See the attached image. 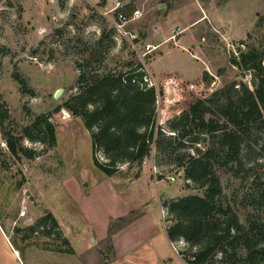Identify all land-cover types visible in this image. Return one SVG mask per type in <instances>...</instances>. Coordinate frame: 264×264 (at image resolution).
I'll return each mask as SVG.
<instances>
[{
    "label": "rangeland",
    "instance_id": "rangeland-1",
    "mask_svg": "<svg viewBox=\"0 0 264 264\" xmlns=\"http://www.w3.org/2000/svg\"><path fill=\"white\" fill-rule=\"evenodd\" d=\"M0 3V95L8 112L0 124V225L12 245L23 252V263L32 264L27 257L31 249L63 245L61 232L59 236L48 234L50 223H37L45 213L56 216L58 228L69 229L75 254L85 264H104L103 256L117 258L126 247L135 246L129 232L116 233L142 214L146 216L137 229L143 231V238L156 231L164 238L159 209L170 221L164 202L201 194L185 178L182 166L187 156L196 154L195 149L210 144L203 135L199 145L188 139L180 144L174 140L171 135L176 132L169 123L178 113L172 114L170 109L176 105L183 109L191 101L211 96L220 104L217 92L234 82L253 91L251 70L232 61L239 62L240 55L251 48H264V0H121L127 16L133 10L141 14L121 30L115 27L112 0ZM162 28L168 29L169 37L178 33L162 42L159 50H152L148 42L159 34L162 37ZM78 65L96 75L140 67L138 71L164 92L163 99L159 97L164 122L161 135L155 137L161 141L156 144V172L147 160L141 166V177L129 182L134 170L126 165L112 176L95 166L90 134L82 119L60 108L77 92ZM161 72L171 74H165L162 81ZM59 89L62 93L55 99ZM262 115L261 124H252L243 137L241 164L215 170L223 203L242 224L248 217L257 222L263 219L264 112ZM41 116L54 127V147L21 137L22 129ZM187 129L192 136L197 133L195 128ZM6 133L20 137L19 145L33 151V158L12 156ZM31 136L37 137L35 133ZM100 156L97 153L95 158L100 161ZM168 177L175 180L170 182ZM158 192L164 194L160 203ZM22 209L26 213L20 217ZM30 226L33 231L28 230ZM171 243L175 252L166 241L161 247L164 254H170L166 264H187L183 256L196 248L189 250L182 239ZM137 245L143 248L146 244ZM7 250L0 241V264L9 261ZM222 260L217 253L210 264H228Z\"/></svg>",
    "mask_w": 264,
    "mask_h": 264
},
{
    "label": "trees",
    "instance_id": "trees-1",
    "mask_svg": "<svg viewBox=\"0 0 264 264\" xmlns=\"http://www.w3.org/2000/svg\"><path fill=\"white\" fill-rule=\"evenodd\" d=\"M262 59L264 48H251L240 55L239 62L232 61L239 68L251 70L255 80L253 91L241 82H234L227 90L217 92L222 98L220 104L211 96L191 101L183 109L178 105L170 109V113H178L169 123L171 130L176 132L171 135L174 140H179V143L188 139L190 143L199 145L202 143L200 135L210 139L208 147L195 149L196 154L187 156L182 166L185 178L200 189L201 194L182 196L163 204L171 221L166 230L168 240L182 239L189 250L196 248L195 252L183 256L187 264H210L217 253L222 255V262L228 264H264V212L261 222L248 217L245 224L240 223L231 207L224 205L222 186L215 173L216 168L241 164L243 137L252 124L263 121ZM79 67L77 92L60 108L82 119L90 134L94 164L100 171L112 176L119 173V166L126 165L128 170H134L133 178H137L141 166L150 158L152 144L157 158L156 144L161 141L155 137L161 128L157 126L155 130V110L157 97L163 99L164 92L153 87H139L132 82L133 79L142 81L144 74L138 71L140 67L101 75L86 71L83 65ZM235 86L238 88L234 89ZM233 92L235 96H232ZM7 118L6 105L0 95V124ZM188 127L195 128L197 133L192 136ZM32 133L37 137L33 138ZM21 137L55 146L54 127L46 116L24 127ZM19 141L20 137L6 133V146L12 156L21 154L28 159L33 158L34 152L23 149ZM97 153L104 161L95 158ZM47 221L50 223L47 233L55 232L54 235L59 236V228L51 213H45L37 223L42 226ZM33 229V226L28 227L29 231ZM62 244L68 245L63 239ZM67 252L71 249L68 248Z\"/></svg>",
    "mask_w": 264,
    "mask_h": 264
},
{
    "label": "crops",
    "instance_id": "crops-1",
    "mask_svg": "<svg viewBox=\"0 0 264 264\" xmlns=\"http://www.w3.org/2000/svg\"><path fill=\"white\" fill-rule=\"evenodd\" d=\"M161 30L163 32V35L162 37L160 34L159 36H157L158 39H160L159 41L156 40L157 39L156 37L154 42H148L149 45L152 47V50H156V48L158 49V46L162 42L168 40L171 37V36L169 37L168 29L162 28ZM165 74L168 76V74L171 73L161 72L160 77H162V81L166 80L167 78ZM140 177L141 174H139L137 178H131L129 182H132L135 179L137 180ZM158 184L159 183L157 182L156 184H154V186L156 187ZM163 195H164L163 192L159 193L160 197H157L159 203ZM159 213H160V209H159ZM145 216L146 215L144 214L137 216L133 220V222L125 225L123 229L118 230L117 231L118 233H116L117 235L120 236L121 234H126L127 232H129V234L135 239L134 240L135 246L133 245L132 247H126V250H123L121 256H118L117 258L109 259L108 256H103L104 258H106L104 264H166L167 262L170 261L171 259L170 254L169 253L164 254L161 249L163 244H165V241L169 245V247L171 243L168 240L166 231L164 229H163L164 238L160 237V234L157 231L153 232V234L151 235L147 234V236L143 238L144 236L143 231L137 229L139 222L143 221L145 219ZM54 218L56 219V216H54ZM146 219H148V217H146ZM59 231L61 232L62 239L66 240L68 245H55L50 247L49 249L48 248H39L38 250L35 248L34 250L31 249L30 251H28L27 257H29V261L32 262V264H85L84 262L81 263V261L75 254L76 251L74 249L73 240H71L70 238L69 229L59 228ZM0 241L3 244H6L8 248L7 256L9 258V261H7V263L5 264H12L14 261H17L18 264H24L22 261L23 252L15 245L14 246L12 245V242L8 239V236L6 235L1 225H0ZM140 242L145 243L146 245H143V248H140V246L137 245ZM68 248L71 249V252H67Z\"/></svg>",
    "mask_w": 264,
    "mask_h": 264
},
{
    "label": "built area",
    "instance_id": "built-area-1",
    "mask_svg": "<svg viewBox=\"0 0 264 264\" xmlns=\"http://www.w3.org/2000/svg\"><path fill=\"white\" fill-rule=\"evenodd\" d=\"M112 4H113L112 10L116 13V19H117V23L115 27L118 30H121L126 23L136 20L141 16L139 10H133L131 15L127 16L124 11V5L121 4V0H112ZM177 33L178 32H176L175 34H172L170 38L172 39ZM132 82L138 84L139 87H144V88L153 87L154 89L157 90L155 83L154 82L152 83L151 81L146 79L145 75L142 77V81H136V79H133ZM155 112H156V124H155V130H156V127L161 126L164 122L163 112L159 107V97H157ZM155 156H156V150H155L154 144H152L150 147V158L148 159L150 160V166H151L152 172H156L155 160H154ZM100 161H104L101 156H100ZM168 180L170 182H173L175 178L168 177ZM157 182L158 181H156L155 183ZM25 213H26L25 209H22L19 212V216L22 217L25 215ZM160 214H161V219H162V228L166 231L170 227L169 217L165 218V212L163 210H160ZM170 246H172V250L175 252L174 245L170 243Z\"/></svg>",
    "mask_w": 264,
    "mask_h": 264
},
{
    "label": "water",
    "instance_id": "water-1",
    "mask_svg": "<svg viewBox=\"0 0 264 264\" xmlns=\"http://www.w3.org/2000/svg\"><path fill=\"white\" fill-rule=\"evenodd\" d=\"M61 93H62V90L61 89L57 90L55 92V94H54V98L57 99L61 95ZM64 115H66V114H64Z\"/></svg>",
    "mask_w": 264,
    "mask_h": 264
}]
</instances>
